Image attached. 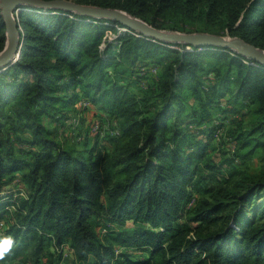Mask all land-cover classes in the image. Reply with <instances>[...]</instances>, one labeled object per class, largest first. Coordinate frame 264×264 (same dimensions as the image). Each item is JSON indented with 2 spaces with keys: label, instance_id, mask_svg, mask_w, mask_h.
Returning <instances> with one entry per match:
<instances>
[{
  "label": "trees",
  "instance_id": "1",
  "mask_svg": "<svg viewBox=\"0 0 264 264\" xmlns=\"http://www.w3.org/2000/svg\"><path fill=\"white\" fill-rule=\"evenodd\" d=\"M72 1L117 8L161 30L177 16L264 50V0ZM44 10L21 14L19 56L0 71V217L8 213L0 263L13 245L37 253L54 241L69 243L74 264H264V173L197 185L198 169L211 167L213 131L234 135L238 151L264 131V65L227 48H171L117 31L109 19ZM107 30L116 41L103 40ZM5 42L0 16V51ZM147 65L158 72L146 86ZM81 101L109 113L82 138ZM242 107L251 129L232 115ZM112 117L122 120L113 144L97 137ZM57 123L73 126L81 145H62Z\"/></svg>",
  "mask_w": 264,
  "mask_h": 264
},
{
  "label": "rangeland",
  "instance_id": "2",
  "mask_svg": "<svg viewBox=\"0 0 264 264\" xmlns=\"http://www.w3.org/2000/svg\"><path fill=\"white\" fill-rule=\"evenodd\" d=\"M24 11L28 12H39V13H47L44 9H38V8H26L25 10L22 11L21 14H23ZM117 31L121 30V27L116 28ZM164 31H170V32H183V33H196V32H205V33H213V34H218V35H223V36H228L227 33L223 34V31H221L218 28L215 27H204L201 24H197L194 22L190 21H185L184 19L177 17V16H170L165 20V23L163 24ZM182 29V30H179ZM117 33H113L109 30H107L103 36V40L107 39L110 40V42H114L115 36ZM171 48H176L180 49L178 46H175V44L169 43L168 45ZM141 64L139 63V66ZM138 68V67H137ZM148 68V69H147ZM141 72H148L150 74V79L145 81V79H142V83L146 85V83H151V81L154 79L156 76L158 70L155 66H150L147 65V67L142 66ZM151 80V81H150ZM147 83V85H148ZM146 85V86H147ZM130 90L132 92H140V87L138 85L131 86ZM79 105V103H78ZM80 114L78 115L79 121H80V129H79V136H89V133L92 134L95 133L91 127V125L95 122L98 124L99 117H104L107 118L106 116L109 114L104 112V110H98L93 104H90L88 101H85L81 104ZM185 109L188 108V105L184 106ZM243 110H240L239 112L232 114L233 117L239 118V120L242 122V124H246L247 128L251 129V121L249 122L250 115L244 113L245 111L247 112V108L242 107ZM231 116V115H230ZM229 118V115H228ZM114 119H116L114 121ZM236 119V118H235ZM229 120V119H228ZM48 119H44V123H47ZM113 124V129H109L110 123ZM122 121V120H121ZM121 121L117 118L112 117L111 120L108 121V124H102V129L100 130V135L97 137L99 138L98 140L103 141L104 137H107L108 139L112 140V144L114 143V139H120L122 135V128H120V123ZM49 122V121H48ZM229 122V121H228ZM93 124V125H94ZM96 124V125H97ZM210 124L209 122L202 123L203 128H205ZM199 125L198 123L193 124V123H188L189 130L195 131L197 126ZM229 125V124H228ZM234 125V124H231ZM56 132L54 135H56V139L61 142L62 145L65 147H79L81 143H79L80 139H76V132L74 131V127L70 125H59L58 123L55 124ZM50 127V125H49ZM119 127V128H118ZM51 128V127H50ZM14 133L20 132V129H15L13 130ZM213 139L212 142H208L207 146H205V155H207V162L210 164L205 165L208 167H200L197 171V174H200V180L198 181L197 185L198 186H209L213 185L216 183H219V186L225 185V183H233L236 180L240 179V175L238 171H244L252 174H261L264 173V131H256L255 133L252 134L251 137L245 138L244 139V148L241 151H238V146H240V142L234 138V135L230 134H216L215 131H213ZM121 134V135H120ZM197 135V134H196ZM14 136V135H13ZM76 136V137H75ZM93 136V135H92ZM110 136H116L115 138H111ZM194 138V137H192ZM204 141H209L207 139H203ZM239 154V155H237ZM206 157V156H205ZM232 158V160H231ZM228 165L231 167V169L228 168ZM234 168V169H233ZM222 172H225L224 174H221ZM17 185V184H16ZM14 185L13 188L15 192L20 191V187ZM8 187H6L7 189ZM13 190V191H14ZM201 192H198L197 196H201ZM199 199V198H198ZM189 201V200H188ZM188 201L186 203L185 210H189L194 203H195V196H194V203L190 206H188ZM10 207L9 209H11ZM8 219V213L4 214L2 217H0V237L3 236V231L6 226V221ZM128 226L130 225V222L127 223ZM106 228L102 225L99 226L97 229L98 234L102 236L106 232ZM5 236H3L4 238ZM64 244L66 245L65 253L62 254L57 248L59 245ZM67 246L72 248L68 242H63L60 244H56L54 241L51 243H46L42 251L40 252H35L34 246L31 245H22V246H17L13 245L11 246V251L8 255L7 258L3 259V262L0 264H74L75 263V255H74V250H73V255L68 254L67 252ZM122 250L120 247H116V252H120ZM60 255V260L58 262L56 261L57 256Z\"/></svg>",
  "mask_w": 264,
  "mask_h": 264
},
{
  "label": "water",
  "instance_id": "3",
  "mask_svg": "<svg viewBox=\"0 0 264 264\" xmlns=\"http://www.w3.org/2000/svg\"><path fill=\"white\" fill-rule=\"evenodd\" d=\"M52 9L77 13L93 18L109 19L119 23L122 31L133 30L146 37L165 43L185 46L214 45L230 49L237 54L264 65V50L238 37H229L213 33L170 32L150 26L138 17L131 16L117 8L79 4L72 0H0L6 42L0 51V71L10 66L19 56L22 38L19 32V17L26 8Z\"/></svg>",
  "mask_w": 264,
  "mask_h": 264
},
{
  "label": "built area",
  "instance_id": "4",
  "mask_svg": "<svg viewBox=\"0 0 264 264\" xmlns=\"http://www.w3.org/2000/svg\"><path fill=\"white\" fill-rule=\"evenodd\" d=\"M83 102H85V101L79 102V105H81ZM97 128H98V126L96 124L92 125V130H96ZM193 203H194V197H191L189 199V201H188V206L192 205ZM65 247H66V245L61 244V245H59V247L57 249L60 252H62V254H66L65 253V249H64ZM67 252H68L69 255H71L70 257H72V255H73V249L67 246Z\"/></svg>",
  "mask_w": 264,
  "mask_h": 264
}]
</instances>
